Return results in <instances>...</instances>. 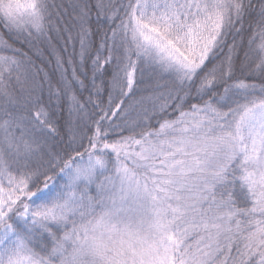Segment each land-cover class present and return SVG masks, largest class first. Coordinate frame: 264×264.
I'll use <instances>...</instances> for the list:
<instances>
[{"label": "snow or ice", "instance_id": "obj_1", "mask_svg": "<svg viewBox=\"0 0 264 264\" xmlns=\"http://www.w3.org/2000/svg\"><path fill=\"white\" fill-rule=\"evenodd\" d=\"M0 264H264V0H0Z\"/></svg>", "mask_w": 264, "mask_h": 264}, {"label": "trees", "instance_id": "obj_2", "mask_svg": "<svg viewBox=\"0 0 264 264\" xmlns=\"http://www.w3.org/2000/svg\"><path fill=\"white\" fill-rule=\"evenodd\" d=\"M242 58V57H241ZM238 75H239V73H238ZM258 82V81H257Z\"/></svg>", "mask_w": 264, "mask_h": 264}]
</instances>
